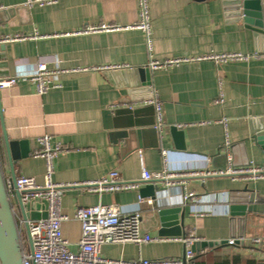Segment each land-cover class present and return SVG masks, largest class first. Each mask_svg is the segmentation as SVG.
<instances>
[{"label": "crops", "instance_id": "crops-1", "mask_svg": "<svg viewBox=\"0 0 264 264\" xmlns=\"http://www.w3.org/2000/svg\"><path fill=\"white\" fill-rule=\"evenodd\" d=\"M240 1L150 0L152 43L148 49L139 30L83 32L101 24H135L139 20L137 0H58L33 8L26 6L27 0H0V11H4L0 14V44L6 45L9 76L31 72L40 63L52 69H88L61 75L60 88L44 95L37 94L28 80L0 90V146L5 132L11 141H27L30 150L13 167L2 151L6 181L14 173L43 183L45 160L34 156L40 137L49 135L53 146L64 149L54 160L53 180L67 185L62 197L67 217L62 232L71 251L79 248L81 226L75 214L80 206L118 205L123 214L138 212L142 234L152 237H161L159 209L187 206L181 237L198 238L192 264H264V246L250 241L264 237V179L184 175L176 188L167 182L160 184L152 204L149 199L138 202L141 185L136 190L107 193L77 186L112 171H118L126 182L140 183L143 168L151 173L163 169L162 149L171 152L173 163L184 174L196 166L225 169L229 156L233 167H247L248 162L264 167V154L251 140L255 127L264 125V59L227 64L204 60L149 69L150 87L142 86L137 73L139 68H148L151 59L264 52V36L246 28L240 18ZM260 3L264 17V0ZM17 35L24 38L1 41ZM106 66L122 68L92 70ZM149 88L158 93L164 111L159 147L156 136L144 130L155 127L154 107L146 102ZM172 126L184 132L185 151L175 150L169 133ZM226 142L229 153L224 149ZM205 158L209 159L206 165L201 162ZM243 190L260 199L254 200L246 222L230 214L231 193ZM189 192L196 194L197 202L184 203ZM198 210L207 214L198 217ZM229 240L240 242L229 245ZM203 243L212 246L202 247ZM101 253L126 261L177 259L183 257L185 246L173 240L141 246L107 244Z\"/></svg>", "mask_w": 264, "mask_h": 264}, {"label": "built area", "instance_id": "built-area-1", "mask_svg": "<svg viewBox=\"0 0 264 264\" xmlns=\"http://www.w3.org/2000/svg\"><path fill=\"white\" fill-rule=\"evenodd\" d=\"M58 0H27L26 6L33 8L35 6L43 7L57 3ZM139 8V20L130 26L120 27L118 25L101 24L86 28L83 32L101 33L114 32L120 30H139L146 37L148 49H151L152 43V23H151V7L150 0H137ZM19 35L15 37H6L1 39L2 42L23 39ZM264 59V52L254 53H212L202 57H182L168 58L165 60L151 59L148 68L152 71L177 67L184 63L199 62L211 60L216 64H227L232 62H248L251 59ZM118 66L94 67L95 70L120 69ZM88 71V69H61L49 68L45 63H40L31 72H17L13 76L0 78V90L15 87L21 80H28L36 87L39 95L48 93L51 89L60 88L58 80L61 75L67 73H77ZM146 102L154 107L155 110V128L162 132L164 122V111L159 95L153 89L150 97ZM225 124V121H222ZM40 148L34 152L35 157H41L45 160V174L43 183L37 182L34 177L18 176L16 177L15 187H12L10 181H6V187L9 197L15 198V191L20 194L21 203L26 208L31 203L40 204V208L35 209V215L46 213L45 218H23L18 209L15 208V218L18 223L20 234L22 235L23 245V264H192L195 252L192 251L193 244L198 241L195 236L189 237H152L150 234H142L141 232V215L140 213L123 214L118 205H95L80 206L77 208L75 218L81 226V237L79 240V248L76 252L70 250V243L64 238L62 232V223L67 217L62 211V197L64 189L67 185L54 182V160L64 151L61 145L53 146L51 137L45 135L38 139ZM229 142H226L224 149L229 153ZM163 169L156 173H151L143 168L142 180H166L167 185L176 188L178 179L182 176L207 175L215 177H230L234 181L245 180L255 181L264 179V167L248 166L233 167L231 157H228V166L225 169L209 170L206 167L188 168L185 174L182 167L175 165L172 161L171 152L162 149L161 152ZM205 165L209 163V159L201 160ZM179 184H181L179 182ZM93 193H107L117 191L136 190L140 187L138 182H126L121 179L118 171L110 172L106 177L99 180L78 183ZM196 194L189 192L184 196V203L189 201L197 202ZM215 200V198L213 199ZM200 201V200H199ZM139 203L146 202V199L139 197ZM152 204L153 200H147ZM46 203V208H43ZM206 211L198 210L196 215L203 217ZM28 232L31 240L32 250H29L28 242L25 241V233ZM168 240L180 241L185 246V260L162 259L148 260L139 259L135 261H126L118 259H110L104 257L101 249L107 244H126L133 243L141 246L154 242H164ZM251 243L257 246H264V237L252 238ZM240 241L229 240V245H235Z\"/></svg>", "mask_w": 264, "mask_h": 264}, {"label": "water", "instance_id": "water-1", "mask_svg": "<svg viewBox=\"0 0 264 264\" xmlns=\"http://www.w3.org/2000/svg\"><path fill=\"white\" fill-rule=\"evenodd\" d=\"M240 18L243 20L246 28L255 33L264 36V17L262 13V6L260 0H242L239 3ZM4 11H0L2 14ZM13 13V10H10ZM6 45L0 44V78L9 77V61L7 59ZM137 73L140 76L142 86L150 87V70L149 68H139ZM146 80H145V75ZM150 89V88H149ZM151 91V89H150ZM150 97V96H148ZM2 106L0 103V112ZM109 111L106 115L109 116ZM1 122L4 129V124L1 114ZM156 122V121H155ZM155 124V123H154ZM145 132L153 133L156 136V145L159 147L162 137L161 132L155 127L144 129ZM144 132V131H143ZM169 133L174 142V148L178 151H185L184 132L177 126L169 128ZM252 143L261 153L264 154V125H258L252 132ZM2 151L8 156L11 167L17 163L18 160L29 156V146L27 141H11L4 132V144L0 146V264H23V245L22 235L20 234L18 223L15 218V208L19 210L21 216L27 218H45L46 213L42 215H35L33 211L40 208V204L31 203L26 208L21 203L20 194L15 191V198L12 200L7 192L6 179L4 177L2 168ZM247 167L251 165L248 162ZM16 175L12 174L10 180L12 187H15ZM166 180H151L141 181L139 195L144 199L156 200L157 194L160 191V184H164ZM254 200H260L248 190L234 191L231 193L230 214L234 219L240 222H246L248 215L253 213ZM43 208H46V203H43ZM187 207V206H186ZM186 207L184 208H161L157 211L160 221V230L158 232L161 237H181L184 236ZM240 237V236H239ZM25 239L28 242L29 250H32L31 240L28 232L25 233ZM206 245L212 246V243H203L202 247ZM192 251L196 252V246H192ZM185 260V253L182 257Z\"/></svg>", "mask_w": 264, "mask_h": 264}, {"label": "rangeland", "instance_id": "rangeland-1", "mask_svg": "<svg viewBox=\"0 0 264 264\" xmlns=\"http://www.w3.org/2000/svg\"><path fill=\"white\" fill-rule=\"evenodd\" d=\"M25 241H26V239H25Z\"/></svg>", "mask_w": 264, "mask_h": 264}]
</instances>
